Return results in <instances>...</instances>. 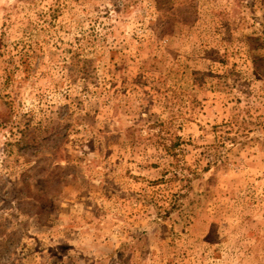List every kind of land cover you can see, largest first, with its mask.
<instances>
[{
  "label": "rangeland",
  "instance_id": "374dc122",
  "mask_svg": "<svg viewBox=\"0 0 264 264\" xmlns=\"http://www.w3.org/2000/svg\"><path fill=\"white\" fill-rule=\"evenodd\" d=\"M0 264H264V0H0Z\"/></svg>",
  "mask_w": 264,
  "mask_h": 264
}]
</instances>
